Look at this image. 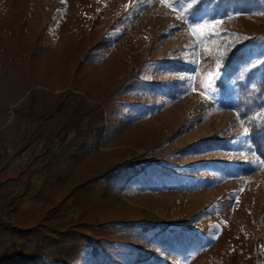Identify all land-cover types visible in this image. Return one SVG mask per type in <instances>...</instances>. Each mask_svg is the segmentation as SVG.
<instances>
[{
    "label": "rangeland",
    "instance_id": "1",
    "mask_svg": "<svg viewBox=\"0 0 264 264\" xmlns=\"http://www.w3.org/2000/svg\"><path fill=\"white\" fill-rule=\"evenodd\" d=\"M198 1L0 0V146L18 126L54 116L51 141L32 143V164L8 165L19 149L0 148L9 176L0 264H90L87 238L122 264L137 253L158 264H264V162L220 102L221 74L213 79L228 50L264 36V11L192 15ZM216 22L212 36L193 31ZM132 74L171 93L114 97ZM203 141L227 148L174 153ZM126 161L162 165L187 185L105 191L95 179ZM4 223L34 224L38 242ZM165 231L203 242L161 246Z\"/></svg>",
    "mask_w": 264,
    "mask_h": 264
},
{
    "label": "trees",
    "instance_id": "2",
    "mask_svg": "<svg viewBox=\"0 0 264 264\" xmlns=\"http://www.w3.org/2000/svg\"><path fill=\"white\" fill-rule=\"evenodd\" d=\"M206 7L213 9L215 15H227L237 12L250 14L256 11H264V0H199L191 7L190 11L192 15H199ZM219 71L221 75L216 83V89L220 95V102L225 109L234 111L238 120L247 128L248 144L258 158L264 162V36L246 39L228 50L221 58ZM129 91L171 93L170 90H165L161 85L140 79L137 74H132L114 97H121ZM185 91H187V88H185ZM53 120V114L44 118L40 126V138L51 141ZM218 146L227 148L225 144L219 142L203 141L175 150L174 153L184 157L189 155L200 156L205 154L207 150H212ZM42 150H44V147ZM0 179H2L1 175ZM97 179L105 182L104 189L109 193L125 192L138 185L154 190L166 189L174 185L183 188L187 185L184 183V179L178 178L176 174L162 165L136 161L115 164L99 174L95 180ZM7 207H9L8 203L5 204L4 208ZM125 225L132 226L134 223ZM155 225H146L143 226V229H154ZM1 226L10 233L20 235L30 242L36 240L38 242L37 230L31 229L34 224L19 223L11 225L4 223ZM157 237H159L157 241L161 246L173 248L178 244L188 249V251L191 248L198 247L203 242L199 239L198 241L195 240L182 231L173 235L165 231ZM87 239L92 244V250L88 256L90 264H122L120 261L111 260L109 256L99 252L95 241ZM124 264L158 263L149 260L145 254L137 253L134 256H128Z\"/></svg>",
    "mask_w": 264,
    "mask_h": 264
},
{
    "label": "crops",
    "instance_id": "3",
    "mask_svg": "<svg viewBox=\"0 0 264 264\" xmlns=\"http://www.w3.org/2000/svg\"><path fill=\"white\" fill-rule=\"evenodd\" d=\"M29 120L30 122H33L31 117L29 118ZM39 131H40V127L38 129L37 126H31V125L27 126L26 124H23L18 126L16 130H14L12 137H9L7 140L5 139L7 137L6 135L10 134L8 132L3 136V138H1V140H5V144L1 145L0 148H4L6 153L11 152L13 149H19L12 156L14 160L11 161L12 159L11 158L10 161L8 162V165L15 164L16 166L22 167L26 162H27L26 164L28 163L32 164L34 162L36 154L34 150H32L33 148L32 143L34 140L36 141L38 139H42L39 137ZM42 140L46 141L45 139ZM43 147L44 146H42V148ZM2 154L4 153L2 152ZM32 169L34 170V167H32L31 170L28 172L29 176L33 171ZM0 175L2 176V179L9 178V176H7L4 171H2Z\"/></svg>",
    "mask_w": 264,
    "mask_h": 264
},
{
    "label": "snow or ice",
    "instance_id": "4",
    "mask_svg": "<svg viewBox=\"0 0 264 264\" xmlns=\"http://www.w3.org/2000/svg\"><path fill=\"white\" fill-rule=\"evenodd\" d=\"M162 2H165L166 3V0H162ZM169 6L171 7V5H169ZM173 10H175V9H173ZM219 23H222V22H216V23H210V24L198 25V26L197 25H194L193 31H194V33H200L203 28H210L211 31H209L207 33V35L208 36H212V35L215 34V30H216V28H217V26H218ZM209 75L210 76H213V74H211V73ZM219 75H220V73H219V71H217L215 73V75L213 76V79L219 77Z\"/></svg>",
    "mask_w": 264,
    "mask_h": 264
}]
</instances>
